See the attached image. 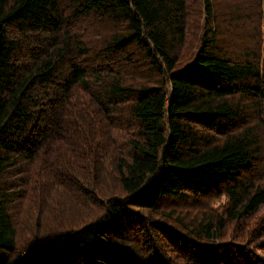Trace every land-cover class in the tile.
I'll return each mask as SVG.
<instances>
[{
    "label": "trees",
    "instance_id": "obj_1",
    "mask_svg": "<svg viewBox=\"0 0 264 264\" xmlns=\"http://www.w3.org/2000/svg\"><path fill=\"white\" fill-rule=\"evenodd\" d=\"M189 1L0 0V264H264V0Z\"/></svg>",
    "mask_w": 264,
    "mask_h": 264
},
{
    "label": "rangeland",
    "instance_id": "obj_2",
    "mask_svg": "<svg viewBox=\"0 0 264 264\" xmlns=\"http://www.w3.org/2000/svg\"><path fill=\"white\" fill-rule=\"evenodd\" d=\"M190 3H191V7L196 6V8L198 7V10H196V14H193L190 16V20L188 22L189 24H188V29H187L186 41H185V44L182 47V51H181L180 63H182L185 60V58L187 59L189 56H191L192 52L194 51V48L196 46L195 44L197 43L198 37L201 33V26H202L203 17H204V13L201 11V5H199L200 0H191ZM196 4H198V6ZM199 6H200V9H199ZM108 27H110V25H102L100 23V21L96 20V26H95L96 34H95V36L97 37V35L99 33H101L102 31L104 32L105 28H108ZM83 29H85V28H83ZM85 32L87 33L88 37L92 34V31H89L88 29H86ZM101 34H99L98 37ZM197 201L198 202H196L192 206L185 205L181 208H178L177 212H181V213H183V215H186L189 218H194L198 215V213L201 211V209H204L205 207H207L208 209L216 210V208L220 205L222 198L220 199L219 197L218 198L207 197L206 201H204L202 199H199ZM199 205H201V206H199ZM151 216L157 217L158 215L155 213H151ZM29 237H30V235L27 232V235H25V239L28 240ZM23 248H24V245H19L18 251L23 250Z\"/></svg>",
    "mask_w": 264,
    "mask_h": 264
}]
</instances>
